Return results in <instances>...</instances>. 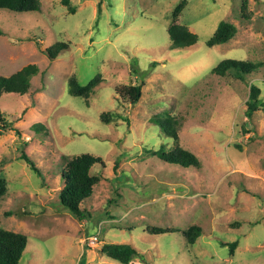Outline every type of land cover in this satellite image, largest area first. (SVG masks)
I'll return each instance as SVG.
<instances>
[{
	"label": "rangeland",
	"instance_id": "1",
	"mask_svg": "<svg viewBox=\"0 0 264 264\" xmlns=\"http://www.w3.org/2000/svg\"><path fill=\"white\" fill-rule=\"evenodd\" d=\"M69 1L74 14L62 0H40V12L0 10V77L37 68L27 95L0 98L12 126L0 135L8 187L0 229L27 237L20 264H82L84 254L83 264H121L99 252L104 243L132 245L138 255L130 264H264V108L245 116L249 84L261 88L264 102V0H247L245 11L242 0ZM183 1L179 23L198 43L171 50L167 29ZM223 21L236 36L207 47ZM58 42L69 48L51 61L45 51ZM229 59L262 67L246 82L212 73ZM71 78L96 81L88 100L70 95ZM140 83L136 107L115 92ZM103 114L122 119L104 123ZM167 116L178 122V141L152 122ZM177 147L200 167L157 156ZM83 154L103 165L93 167L100 182L82 204L91 217L80 222L59 194L67 162ZM193 226L202 235L188 245Z\"/></svg>",
	"mask_w": 264,
	"mask_h": 264
},
{
	"label": "trees",
	"instance_id": "2",
	"mask_svg": "<svg viewBox=\"0 0 264 264\" xmlns=\"http://www.w3.org/2000/svg\"><path fill=\"white\" fill-rule=\"evenodd\" d=\"M242 1L243 10L245 11L247 9V0ZM186 2L187 1H183L172 13L171 23L167 29L171 42V50L190 48L198 43V36L191 32L186 26L179 23L180 16L187 5ZM62 3L69 8L72 14L75 13V9L70 5L69 0H62ZM0 10L15 13L40 12L41 3L40 0H0ZM236 34L237 28L233 24L223 21L218 25L215 33L206 42V45L207 47L212 48L218 45L227 44L236 36ZM68 48V44L58 42L47 49L45 54L49 60L54 61ZM260 67H262V64H252L246 61L229 59L221 61L214 69H212V73L220 77H226L229 74H233L237 79L246 82L247 78L258 71ZM36 73L37 68L34 65H30L11 77H0V98L4 94L27 95L31 88L30 80L36 75ZM95 87V80L89 82L85 86L80 85L76 78H71L69 80V93L74 97H82L88 100ZM249 89L250 92L246 103L247 110L245 116L246 118L251 119L260 108H264V102L261 99L262 91L259 86L251 83L249 84ZM142 90L143 83H140L132 86H119L116 88L115 92L121 99L126 100L131 106L136 107L142 98ZM114 118L121 120L122 116L120 114L102 115L104 123H110ZM152 122L161 127V130L166 137L178 141V133L176 129L178 122H176L174 117H157L153 119ZM11 127V124L3 118L0 112V135L8 132ZM15 132L20 136L18 130H15ZM157 156L166 163L178 165L183 168L200 167L199 159L194 154L181 147H177L169 152L160 151L157 153ZM20 158L27 163L33 172L40 175V170L26 153H22ZM98 164L103 165V160L101 158L90 154H83L69 160L63 173L65 185L59 194L60 204L66 212L80 222L91 217V214L88 211L82 209V204L86 200L92 198L94 187L100 182V177L91 173L93 167ZM7 192V180L3 176H0V201L4 199ZM150 232L153 235H162L165 233H171L172 231L166 229H151ZM201 235L202 229L200 227H191L185 233L187 244L194 245ZM27 244L28 240L24 234L0 229V264H20ZM229 247L231 254H233L238 247V242L231 243ZM99 252L121 264L132 263L134 258L138 255L137 250L132 245L118 243H104ZM85 260L86 256L84 254L81 259L82 264Z\"/></svg>",
	"mask_w": 264,
	"mask_h": 264
},
{
	"label": "built area",
	"instance_id": "3",
	"mask_svg": "<svg viewBox=\"0 0 264 264\" xmlns=\"http://www.w3.org/2000/svg\"><path fill=\"white\" fill-rule=\"evenodd\" d=\"M97 241H98L97 237H92L90 242H91V244L96 245Z\"/></svg>",
	"mask_w": 264,
	"mask_h": 264
}]
</instances>
